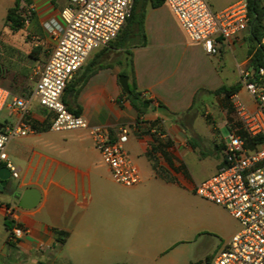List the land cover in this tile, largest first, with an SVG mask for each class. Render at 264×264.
I'll use <instances>...</instances> for the list:
<instances>
[{"label": "crops", "instance_id": "crops-1", "mask_svg": "<svg viewBox=\"0 0 264 264\" xmlns=\"http://www.w3.org/2000/svg\"><path fill=\"white\" fill-rule=\"evenodd\" d=\"M6 1L10 5L0 25V63L5 67L0 86L15 97L31 96L38 69L55 47L45 24L60 20L68 1L32 0L29 8L34 15L19 31L5 24L16 0ZM1 5L5 0H0ZM145 31L147 44L133 51L138 90L151 101L141 117L129 101L120 103L124 75L113 51L99 61L111 67L99 70L70 102L92 126L114 133L141 119L139 131L132 132L126 144L140 169L141 184L131 188L117 184L87 131L44 129L54 116L37 100L24 117L12 110L0 112V124L22 120L41 128L11 141L7 148L18 178L11 176L0 189V264H58L61 257L64 264H190L207 258L212 263L237 233L230 214L196 198L194 189L223 164L224 139L217 133L224 127L231 130L236 117L233 112L224 120L225 109L223 115L213 111V119L205 109L213 108L215 99L223 100L213 92L232 86V77L239 83L240 68L252 65L255 52H251L249 31L222 42L219 54L211 57L189 40L166 4L148 6ZM244 92L242 88L237 95L242 99ZM249 100L248 105H253ZM200 118L206 131L198 127ZM159 120L168 139L150 134ZM203 142L212 143L210 153L201 149ZM28 189L41 197L32 209L20 205ZM8 222L29 233L10 242ZM56 230L68 234L64 244L59 243ZM188 245L195 247L194 259L189 258Z\"/></svg>", "mask_w": 264, "mask_h": 264}, {"label": "built area", "instance_id": "built-area-1", "mask_svg": "<svg viewBox=\"0 0 264 264\" xmlns=\"http://www.w3.org/2000/svg\"><path fill=\"white\" fill-rule=\"evenodd\" d=\"M60 20L45 24L55 40L49 60L38 69V80L29 98L15 97L0 86V112L16 111L26 116L35 100L53 114L50 131H87L113 180L124 187L142 183L140 169L126 150L132 132L139 124L124 125L117 132L92 126L84 117L70 111L64 103L67 85L87 65L92 55L109 46L130 17L134 0H67ZM216 0H166L189 40L201 45L214 57L222 42H231L249 31L248 4L238 0L215 12ZM33 9L27 7L30 19ZM240 82L253 105L239 95L231 101L236 119L224 139V161L218 172L195 186V194L225 209L240 225L226 248L211 264H264V67L240 68ZM148 99L147 94H143ZM36 130L24 121L0 125V167L18 178V171L7 148L11 141L26 138ZM157 139H168L163 121L150 127ZM245 134V135H244ZM29 233L14 223L9 241L18 242ZM16 264H24L18 261Z\"/></svg>", "mask_w": 264, "mask_h": 264}, {"label": "trees", "instance_id": "trees-1", "mask_svg": "<svg viewBox=\"0 0 264 264\" xmlns=\"http://www.w3.org/2000/svg\"><path fill=\"white\" fill-rule=\"evenodd\" d=\"M166 0H146L145 5L141 13L137 14L135 8L138 0H134V5L130 17L127 19L126 24L121 30L118 37L104 48L96 60L90 61L81 75H76L74 79L67 85L64 94V103L68 106L70 111L75 114H79V110L72 108L71 103L74 101L82 88L88 83L90 78L94 76L99 70L111 67V64H101L99 61L110 52L116 53V63L122 67L121 75L130 77V94L123 92L124 97L120 100V103H124L125 100L129 101L133 108L139 113L140 117L146 112V104H151V101L146 99L142 92L138 90V86L135 79V70L133 62V51L138 47H143L147 44V36L145 31V18L146 9L148 6L152 8H158L165 4ZM248 4V15L250 22L249 40L251 43V52H255L252 65L254 67H264V0H245ZM32 5V0H16L12 8L8 10L6 16V25L10 26L12 30L19 31L24 28L26 23L31 19L25 16L26 8ZM34 15V13H33ZM242 89L241 82L232 85L230 87L224 86L215 92L213 95L223 96V101L228 109V113H233L234 108L232 104V97L237 95ZM30 95H26L25 98H29ZM195 108V105H194ZM209 121V119H208ZM138 124L141 123L139 118ZM156 122L152 124L154 126ZM3 126L4 124H0ZM33 127L36 131H40V127L33 123ZM51 125L45 126L44 129L50 128ZM245 135V134H244ZM14 224L7 223L9 231L12 230ZM58 241L64 244L68 234L56 230ZM190 264H211L210 258L204 261L192 262Z\"/></svg>", "mask_w": 264, "mask_h": 264}, {"label": "rangeland", "instance_id": "rangeland-1", "mask_svg": "<svg viewBox=\"0 0 264 264\" xmlns=\"http://www.w3.org/2000/svg\"><path fill=\"white\" fill-rule=\"evenodd\" d=\"M237 0H216V1H214L213 2V4H212V8H213V10L215 11V12H219V11H222V10H224V9H226L227 7H229V6H231L232 4H234L235 2H236ZM7 5H10V2H7L6 0H5V5H1V7H0V25H2L4 22V17H5V13H6V7H7ZM5 24H6V22H5ZM102 50L103 49H101V50H99V52L97 51V53L96 54H94V55H92V57L90 58V60H89V62L91 61V60H93V58L97 55V54H99L100 52H102ZM113 58H114V56H113ZM88 62V63H89ZM87 63V64H88ZM86 67V66H85ZM85 67L78 73V75H81L83 72H84V69H85ZM4 70H5V67L0 63V76H2V74H3V72H4ZM232 70V64H231V60H230V71ZM77 75V76H78ZM237 82V79L236 78H231V80H230V85H234L235 83ZM242 100L245 102V103H249L250 104V100H249V97H248V95H247V93H246V91L244 92V95H243V97H242ZM225 109H227V107L225 106V103H224V101L222 100V99H215V102H214V106H213V108L211 107V108H206L205 110H206V112L208 113V114H206V115H209L211 118H213L214 119V115H215V113L216 112H220V115H223V112L225 111ZM213 111H215V113H214V115H212V112ZM234 114H235V116H236V113H235V110H234ZM230 119V113H227V111H225L224 112V120L225 119ZM198 127H199V129H201L202 131L204 130V131H206L207 130V125L205 124V122H204V120L202 119V118H200V119H198ZM218 134V138L220 139V140H222V139H225L227 136H228V134H229V130L227 129V128H222V129H220L219 130V132L217 133ZM20 139V138H19ZM22 139V138H21ZM18 140V139H17ZM200 146V145H199ZM201 147V149L204 151V153H210V149L213 147L212 146V143H208V142H203V144L200 146ZM194 194H195V192H194ZM196 198H198L199 200H203V201H206V200H204V199H202V198H200V197H198L196 194L194 195ZM218 206V205H217ZM222 208V207H221ZM225 210V209H224ZM226 211V210H225ZM227 212V211H226ZM228 213V212H227ZM229 214V213H228ZM230 216V218L234 221V224L236 225V227H237V232H239L240 231V225H239V223L235 220V219H233L232 217H231V215H229ZM220 242H221V240H219ZM187 249H189V251H190V254H189V258L191 259H194V257H195V255H197V252H196V250H195V247H194V245H188L187 247H186ZM59 263L58 264H64V261H65V259L64 258H59Z\"/></svg>", "mask_w": 264, "mask_h": 264}, {"label": "water", "instance_id": "water-1", "mask_svg": "<svg viewBox=\"0 0 264 264\" xmlns=\"http://www.w3.org/2000/svg\"><path fill=\"white\" fill-rule=\"evenodd\" d=\"M146 0H138L135 12L137 14L141 13L143 10V7L145 5ZM120 84L123 88V90L130 94V86H129V78L127 76H121L120 77ZM145 107H149V104H146ZM12 172L6 167H0V189H4L6 187L11 179ZM41 200L40 194L34 190V189H28L25 191L24 195L21 199V207L32 209L36 207Z\"/></svg>", "mask_w": 264, "mask_h": 264}]
</instances>
